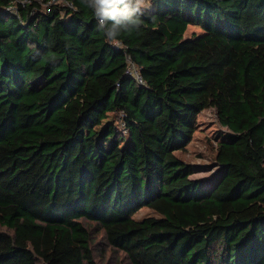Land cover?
Returning a JSON list of instances; mask_svg holds the SVG:
<instances>
[{"label":"trees","instance_id":"trees-1","mask_svg":"<svg viewBox=\"0 0 264 264\" xmlns=\"http://www.w3.org/2000/svg\"><path fill=\"white\" fill-rule=\"evenodd\" d=\"M151 2L117 47L82 0H0V264H99L86 222L130 264H264V0ZM207 109L211 187L178 156Z\"/></svg>","mask_w":264,"mask_h":264},{"label":"rangeland","instance_id":"rangeland-1","mask_svg":"<svg viewBox=\"0 0 264 264\" xmlns=\"http://www.w3.org/2000/svg\"><path fill=\"white\" fill-rule=\"evenodd\" d=\"M47 8L48 6H43V10H47ZM150 8L146 10L150 11ZM202 34V28L193 25L188 28L186 37L192 38ZM119 119V117L109 114L97 129L100 130L104 125L111 123L122 127ZM225 131L218 121L216 110L207 109L198 117V128L192 142L185 151L178 152L181 159L194 166L195 173L192 178L200 181L205 187L213 186L223 173L222 166L216 162V154L217 144L220 142L219 134ZM148 217H159V215L147 207L142 208L134 215V219L137 221ZM86 224L91 233L92 248L99 264H130L123 253L110 247L101 229L93 223L86 222Z\"/></svg>","mask_w":264,"mask_h":264},{"label":"clouds","instance_id":"clouds-1","mask_svg":"<svg viewBox=\"0 0 264 264\" xmlns=\"http://www.w3.org/2000/svg\"><path fill=\"white\" fill-rule=\"evenodd\" d=\"M93 10L108 42L120 46L117 39L122 32L139 30L143 21L140 15L151 7V0H82Z\"/></svg>","mask_w":264,"mask_h":264},{"label":"built area","instance_id":"built-area-1","mask_svg":"<svg viewBox=\"0 0 264 264\" xmlns=\"http://www.w3.org/2000/svg\"><path fill=\"white\" fill-rule=\"evenodd\" d=\"M115 46H117V45H115ZM117 47H120V46H117ZM130 73L133 74L137 78L139 83H143V79L140 76V73L138 72L137 68L132 63H131V67H130ZM122 127H123V125H122Z\"/></svg>","mask_w":264,"mask_h":264},{"label":"crops","instance_id":"crops-1","mask_svg":"<svg viewBox=\"0 0 264 264\" xmlns=\"http://www.w3.org/2000/svg\"><path fill=\"white\" fill-rule=\"evenodd\" d=\"M150 10H153V6H152V4H151V8H150Z\"/></svg>","mask_w":264,"mask_h":264}]
</instances>
